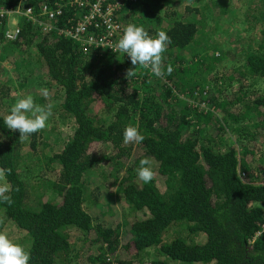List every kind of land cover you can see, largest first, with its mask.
I'll return each instance as SVG.
<instances>
[{"label": "trees", "instance_id": "trees-1", "mask_svg": "<svg viewBox=\"0 0 264 264\" xmlns=\"http://www.w3.org/2000/svg\"><path fill=\"white\" fill-rule=\"evenodd\" d=\"M140 1L126 0L118 12L124 29L144 24L136 21L134 11ZM242 1L258 8L253 18L263 29L259 47L249 48L239 72L242 80L264 79V0ZM55 2L0 0V12L30 6L38 14ZM197 2L199 7H185L183 13L173 8L163 16L155 14L152 23L142 26L153 38L163 31L171 39L163 53L160 88L151 82L155 75L150 68H134L124 53L101 48L85 53L78 40L58 30L44 32L25 17L18 37L8 40V16L0 15V45L8 55L31 57L28 52L34 48L38 56L34 63H23L35 79L16 89L25 92L18 97L11 96L16 90L9 87L10 80L2 82L0 72V175L10 188L5 195L12 199L11 204L0 200V226L10 221L26 234L22 245L30 264H264V157L255 160L259 143L264 145V94H247L251 87L242 96L226 95L222 88L214 94L216 88L205 84L206 77L219 76L216 65L231 53L223 45L222 52L211 55V63H202L198 77L185 78V57L210 31L218 32L231 11L226 0ZM83 11L68 7L57 28L65 29L68 19L75 24ZM37 68L40 73L34 74ZM44 82L52 83L47 90L51 100H61L55 104L64 112L61 117L75 124L60 151L40 149V137L50 134L48 126L20 139L19 131L3 122V102L11 98L13 106ZM34 102L47 106L43 92ZM98 103L110 113L108 121L94 115ZM57 113L52 112L47 125ZM128 126L138 128L142 143H124ZM231 134L237 140L227 144ZM24 157L32 166L22 163ZM145 157L155 172L148 184L136 172ZM98 177L116 191L102 197L101 185L90 192L89 182ZM119 205L135 216L120 220ZM70 229L80 235L76 243ZM175 229L181 234L166 240ZM78 246L87 250L83 257ZM126 252L131 257H124Z\"/></svg>", "mask_w": 264, "mask_h": 264}, {"label": "rangeland", "instance_id": "rangeland-1", "mask_svg": "<svg viewBox=\"0 0 264 264\" xmlns=\"http://www.w3.org/2000/svg\"><path fill=\"white\" fill-rule=\"evenodd\" d=\"M12 0H9V2ZM141 0L137 6L136 10H134L136 15V21L144 22V24L152 23L150 20H152L155 16V14H159L160 16H163V14L166 11H169L170 9L176 8L177 10H180V13H183V10L185 7H199V4L197 0H158V1H150L149 4L144 0ZM224 1V0H221ZM248 1V0H247ZM226 2L229 3V6L231 11H235V15L230 14L231 11L228 12L226 15V20H222L223 27L220 28L218 32L210 31L207 34V39H203L200 43H198V49L191 55H187L184 59V76L188 79H194L195 77H198L202 70L201 65L202 63L209 61L212 62L211 55L215 54L216 52H222V45L225 48V52L227 54V51L231 50V53L226 55V57L222 60V62L218 63L216 65V71L219 73V76L215 79L211 80L209 77L205 78V84L210 86L211 88H216L214 91V94H217V91L221 89L226 95H232L234 93L242 94L245 93L246 88H250L251 90L247 93L249 95H255L258 94H264V79H244L241 77V73L239 72L240 66L244 63V57L245 53L249 50L251 47L253 50L259 47L260 40H261V32H262V25L258 24L257 27L255 25L256 20L253 18L258 14V8H255L254 5L250 9L251 5L248 4L247 7L243 6L242 0H226ZM3 17L8 16L7 18V31L11 30L14 31L16 24L19 21V18L15 15H9V11L3 10L0 12V15ZM149 19V20H148ZM245 21L247 23H245ZM138 26H143L144 24H139L138 22L134 23ZM157 25V23H155ZM167 24H165L166 26ZM255 27V28H254ZM38 28V27H37ZM6 31V32H7ZM216 44V46H215ZM219 46V47H218ZM0 72L2 77V82H6L7 80H10L9 87L13 90H16L17 88L21 87V84H24L28 81V83L32 82L30 80L35 79L33 76V73L30 74V71H28V66L23 65L26 61H38L37 52L34 48L29 49V52L31 57H27L25 55L21 56L19 53L14 52L13 55L9 54V50L5 49L3 45H0ZM3 54V59H1ZM223 55V56H225ZM37 67L38 62L36 63ZM207 65L205 66V68ZM17 69V70H16ZM39 68L35 69L36 72L34 74L40 73L38 71ZM40 70V69H39ZM229 76L233 77V80L231 81H225ZM31 78V79H30ZM160 80V81H158ZM215 80L217 81L215 83ZM30 81V82H29ZM151 82L156 85L157 88H160V83L162 84V79L160 77L153 76L151 79ZM221 83V84H220ZM31 84V83H30ZM36 85L37 83H33ZM52 85L51 82H44L39 83L36 85V88L34 87L32 93L33 98L36 100V95H40L43 89L48 90L49 87ZM30 88V87H28ZM132 89L134 87H131ZM27 89V88H25ZM24 89V90H25ZM54 94H56L54 87L51 89ZM17 91V92H16ZM11 92L12 97H18L19 95L25 93L23 91L16 90ZM23 92V93H20ZM142 93V91H141ZM10 96V97H11ZM25 97H27L24 94ZM50 98V102H49ZM47 105H51V112L56 110L58 113L56 114V117L54 119H50V124L47 125L48 129L47 131L50 132L44 134L40 137L39 141L41 142L42 146L40 149L43 150H53V151H60L62 148V145L67 139H70L71 135L74 131V122L72 119L67 117V119H63L61 117V114L64 113L63 110L58 106L56 107L55 104H60L61 100H51L50 96L45 97ZM11 98L8 99V101H5L1 105V113L4 117L10 114L12 106L10 105ZM50 103V104H48ZM98 103L95 106V110H93L94 115H98L99 120L108 121L110 118V113L104 109V107H101ZM237 108H241V106H238ZM97 111V112H96ZM224 116V115H223ZM42 131V130H41ZM236 141L237 137L236 135L231 134L229 136V139L227 141V144L229 142L232 144V141ZM218 145L221 146L222 139H218ZM234 143V142H233ZM259 143V142H258ZM47 146V147H46ZM259 147L262 149H258L256 152L255 160L259 162L264 157V145L263 143H259ZM108 149V148H106ZM103 150L102 148L98 151L100 152ZM42 154V153H39ZM22 163L28 167L32 166L34 162L30 161L26 157H24ZM41 168L44 169V165H41ZM105 168V167H104ZM106 169V168H105ZM48 173H55L52 171H47ZM105 173H107V169L105 170ZM101 185H104L103 178H94L93 181L89 182V191L95 193V190L99 188ZM6 186V182L4 181V178L2 175H0V187ZM105 188L102 189L101 193L102 197L106 193H109V191L114 192L116 191V188L112 190H108L109 184L104 185ZM45 191V192H43ZM40 192L51 196L50 193H48V189H40ZM101 202L106 207V201L104 198H101ZM119 204V202L117 203ZM87 208H90V205H86ZM120 214H122V217L120 216V220H125L126 218L132 219L135 214L128 213V210L125 209L124 205H119ZM91 211H95V209L92 207ZM112 219V218H111ZM0 220H3V217H0ZM110 220V218H107L104 222L107 224V221ZM71 234V239L74 243H76L79 240V233L75 229L69 230ZM0 233L6 234L13 242L19 243L22 245V243H26V234L21 231L16 225H13L10 221H5L4 224L0 226ZM181 234V230L175 229L172 230L168 237H166V240H170L174 238L175 236ZM185 235V232H184ZM182 235V236H184ZM24 246V245H23ZM26 246H24L25 248ZM80 248V246H78ZM80 253L83 257V252H87L82 249V247L79 249ZM124 257H131L129 253L126 252ZM174 264H180V263H174Z\"/></svg>", "mask_w": 264, "mask_h": 264}, {"label": "clouds", "instance_id": "clouds-1", "mask_svg": "<svg viewBox=\"0 0 264 264\" xmlns=\"http://www.w3.org/2000/svg\"><path fill=\"white\" fill-rule=\"evenodd\" d=\"M170 43V37L163 31L158 32L153 38L142 26L130 24L124 29L117 47L130 58L134 68L138 65L150 68L156 77H162L164 75L163 53ZM166 71L171 74L173 69L169 66ZM130 75H132L131 70L127 73L128 77ZM42 92L45 97L48 96L46 89ZM51 115V105H38L29 95L16 101L3 122L9 130H18L20 139H24L44 129ZM123 138L125 144L133 142L139 144L144 140V136L134 126L124 129ZM136 172L139 181L145 184L152 182L155 172L151 167V159L149 157L142 159ZM9 191L10 188L7 186L0 187V200L11 204V197L5 195ZM0 264H30V254L23 245L13 242L6 234L0 233Z\"/></svg>", "mask_w": 264, "mask_h": 264}, {"label": "built area", "instance_id": "built-area-1", "mask_svg": "<svg viewBox=\"0 0 264 264\" xmlns=\"http://www.w3.org/2000/svg\"><path fill=\"white\" fill-rule=\"evenodd\" d=\"M28 0H20V4ZM126 0H56L55 4L41 8L40 13H36L32 7L25 10L21 7L9 11V15H16L19 21L22 17L31 19L36 27H40L44 32L59 31L60 35L72 38L80 42V46L85 53L90 49H107L113 53H123L117 47V42L121 38L124 27L117 20V14L121 10ZM135 2L137 0H130ZM46 5V4H45ZM84 10L82 17L75 24L74 19L69 21L65 29L57 28L60 17L65 15L67 8ZM4 16L3 13L1 15ZM16 24L14 31L8 30L7 39L15 40L19 33V24ZM95 29V30H94ZM102 30L99 34L97 31ZM264 230V226H263ZM261 232L257 235L260 236Z\"/></svg>", "mask_w": 264, "mask_h": 264}]
</instances>
